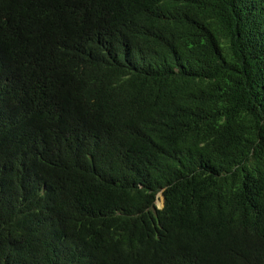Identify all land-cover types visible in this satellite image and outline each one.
<instances>
[{
    "label": "trees",
    "instance_id": "1",
    "mask_svg": "<svg viewBox=\"0 0 264 264\" xmlns=\"http://www.w3.org/2000/svg\"><path fill=\"white\" fill-rule=\"evenodd\" d=\"M5 171L31 264H264V0H0Z\"/></svg>",
    "mask_w": 264,
    "mask_h": 264
},
{
    "label": "clouds",
    "instance_id": "2",
    "mask_svg": "<svg viewBox=\"0 0 264 264\" xmlns=\"http://www.w3.org/2000/svg\"><path fill=\"white\" fill-rule=\"evenodd\" d=\"M13 194L14 187L8 173L0 172V264H31L26 255L17 254L15 251L29 248L32 256L43 258L45 248L35 234L6 219V210ZM157 195L158 193L156 201L159 199Z\"/></svg>",
    "mask_w": 264,
    "mask_h": 264
},
{
    "label": "water",
    "instance_id": "3",
    "mask_svg": "<svg viewBox=\"0 0 264 264\" xmlns=\"http://www.w3.org/2000/svg\"><path fill=\"white\" fill-rule=\"evenodd\" d=\"M157 196H158V198H159V199L157 198V199H158V201H159V205L161 206V205H162V199H161V195L158 193V195H157ZM157 203H158V202H157Z\"/></svg>",
    "mask_w": 264,
    "mask_h": 264
},
{
    "label": "rangeland",
    "instance_id": "4",
    "mask_svg": "<svg viewBox=\"0 0 264 264\" xmlns=\"http://www.w3.org/2000/svg\"><path fill=\"white\" fill-rule=\"evenodd\" d=\"M158 202V203H157ZM155 205H156V207H159L160 205H159V201H156L155 200Z\"/></svg>",
    "mask_w": 264,
    "mask_h": 264
}]
</instances>
